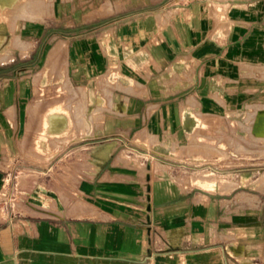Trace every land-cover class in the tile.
I'll list each match as a JSON object with an SVG mask.
<instances>
[{"label":"crops","instance_id":"crops-1","mask_svg":"<svg viewBox=\"0 0 264 264\" xmlns=\"http://www.w3.org/2000/svg\"><path fill=\"white\" fill-rule=\"evenodd\" d=\"M172 1L50 0L52 30L23 27L0 65V264H264V192H189L155 163L191 157L192 138L198 159L204 141H243V183L260 179L264 0ZM49 40L69 86L40 83ZM60 137L79 165L45 148Z\"/></svg>","mask_w":264,"mask_h":264},{"label":"rangeland","instance_id":"rangeland-1","mask_svg":"<svg viewBox=\"0 0 264 264\" xmlns=\"http://www.w3.org/2000/svg\"><path fill=\"white\" fill-rule=\"evenodd\" d=\"M179 1L180 0H173L172 3L177 5L180 4ZM49 2L50 0H0V54L8 55L9 59L6 62L11 60L12 58H18L20 50L25 45L21 40V33L23 27L26 26V24H39L41 22H44L43 26H48V31L52 30V22L49 21L51 20L49 19L51 15L47 11ZM2 6H4V8ZM51 49L52 44L51 40H49L45 44V46H43L42 50V55L44 59L48 58V62L46 64H41L45 67V72L40 83L51 84L53 72L54 74L59 72L58 74L60 78V85L64 87L69 86L71 84L70 80L63 77V71H67V65L65 64L64 60V50L61 49L60 52H58V54H60L56 55L57 59L55 57L56 60H53ZM26 52L27 51H22V53ZM64 95V99L65 101H67V93ZM61 105L66 106L65 109L70 112L72 120H81L79 115L80 110L79 108H77L79 104H77L75 108L67 107V105H69L68 103H63ZM48 111L50 110H45L44 113ZM60 112L65 115V121L67 122L66 112L62 109L60 110ZM88 112L89 110H83L82 119H88ZM61 117V114L54 115V117H52V121H55L57 118ZM76 128H78V126H76ZM80 129L82 132V127ZM218 142L219 141L211 140L204 141L203 144L205 147V157L203 159H198L194 155L196 154L197 144H201V142L197 143V141H195V138H192L191 141L187 144L188 146L186 147V149L188 148L191 151V157H169L168 159L171 161L164 158H156L155 163L156 165H159L161 167L170 165L173 171L171 173L172 178L177 182H181L183 184L188 183L187 190L189 192H191L192 188V191H196V189L194 188L196 186H201L204 188V190H207L209 187L208 184L212 183V181H218L221 185L228 186V188L224 190L226 192L236 189L234 194H236L240 200H244L250 197H253L254 200H257V197L253 195L256 192L255 190L264 192V173L256 175L260 179L258 181L256 180V183L254 185H251L252 183L250 184V182L243 183V175L245 173L243 167L245 164L243 157V141H235L234 143L220 142L221 146L218 152V154L220 155H217L216 153V150L218 149ZM32 143L33 148L37 149L35 142ZM232 144L237 154L241 155L240 157L235 158L234 162L233 158H228L227 156H225V152H223L224 155L221 153L223 149L227 150L231 148ZM44 145L45 148L49 145L53 147H56L57 145L60 146V156L58 158L56 157V163H59L60 165H67L69 163L79 165L81 163L80 160L82 157L78 152V141H64L63 138L60 137L59 140H56L54 142H44ZM66 146L69 147V149L64 151V147ZM229 166L230 168L232 166L236 167L234 169H229ZM228 175H235L236 179H229L228 177L230 176ZM202 182H204V186L202 185ZM249 201L250 200L248 199V202ZM251 206H254V203L251 204Z\"/></svg>","mask_w":264,"mask_h":264},{"label":"bare ground","instance_id":"bare-ground-1","mask_svg":"<svg viewBox=\"0 0 264 264\" xmlns=\"http://www.w3.org/2000/svg\"><path fill=\"white\" fill-rule=\"evenodd\" d=\"M7 1V0H6ZM17 2V1H16ZM17 4V3H16ZM3 8H4V6H2ZM6 7V6H5ZM7 8V7H6ZM105 9V8H104ZM107 10V9H106ZM105 10V11H106ZM110 11V10H109ZM98 13V12H97ZM96 13V14H97ZM105 13V12H104ZM163 20V19H162ZM29 47V46H28ZM65 48V46L62 44V43H60V44H58V46L52 51V58H53V60H56L57 59V57H56V55L58 54V52H60V50L61 49H64ZM27 51H28V49H27ZM64 52V51H63ZM60 54V53H59ZM58 54V55H59ZM55 57H56V59H55ZM9 58H8V55H6V54H0V64H2V63H4V62H6L7 60H8ZM54 63V62H53ZM62 116V115H61ZM83 129V128H82ZM193 149V148H192ZM203 149H205V148H203ZM216 152V151H215Z\"/></svg>","mask_w":264,"mask_h":264}]
</instances>
